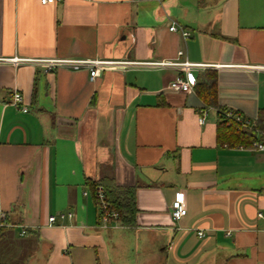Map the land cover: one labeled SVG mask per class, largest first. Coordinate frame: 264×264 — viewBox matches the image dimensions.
Returning a JSON list of instances; mask_svg holds the SVG:
<instances>
[{"label": "crops", "instance_id": "0c3cea01", "mask_svg": "<svg viewBox=\"0 0 264 264\" xmlns=\"http://www.w3.org/2000/svg\"><path fill=\"white\" fill-rule=\"evenodd\" d=\"M12 57L214 66L181 92L171 67L0 61V264H264V150L217 141L232 110L264 145V0H0ZM98 181L134 188L130 222L100 225Z\"/></svg>", "mask_w": 264, "mask_h": 264}, {"label": "built area", "instance_id": "2783aa9c", "mask_svg": "<svg viewBox=\"0 0 264 264\" xmlns=\"http://www.w3.org/2000/svg\"><path fill=\"white\" fill-rule=\"evenodd\" d=\"M53 1L59 0H40L42 4H47ZM170 31H179L183 39L189 37V32L184 30L182 27L178 26L176 22L172 21L168 28ZM183 54L182 51L178 52V56ZM2 62H10L14 65H17L22 62L31 61L35 64L42 65L46 71H49L54 65L59 63H72L85 65L89 67L90 79L93 80L98 70L108 69V68H126L133 66H151L155 68H176L180 69L182 73L175 76L168 84V87L171 90L181 91V92H190L193 90L196 79L192 74L191 70L193 69H204L205 67H211L214 65L204 64V63H192L187 60H173V61H129V60H111V59H51V58H38L34 60H28L24 58L12 57V58H0ZM260 68V66H254ZM11 103L13 105H22L21 108L23 111H27V107L23 106V95L18 90L14 89L12 92ZM222 116L232 122H235L238 126L252 130L254 132L258 131L254 122L242 116L240 113L232 110H223ZM204 121V114L198 117V122L202 123ZM240 148L242 146H239ZM250 148H256L258 150H264V145L259 143L258 140H254ZM84 194H87L85 191ZM96 200L97 208L99 211V220L100 225L103 227L115 226L118 221V213L115 210L109 208L107 203L103 188L101 185H98L96 188ZM187 212V209L184 205V197L182 191H177L175 198L171 204V217L173 220H177L180 217L184 216ZM69 217L71 213L67 214ZM65 214H60V217L63 218ZM55 220V216L51 215L48 218L49 223H52ZM7 212L0 206V234L1 231L9 227ZM25 230H21V234H24ZM198 236H203L201 230L197 231Z\"/></svg>", "mask_w": 264, "mask_h": 264}, {"label": "trees", "instance_id": "16d2710c", "mask_svg": "<svg viewBox=\"0 0 264 264\" xmlns=\"http://www.w3.org/2000/svg\"><path fill=\"white\" fill-rule=\"evenodd\" d=\"M254 140H258L254 131L242 128L235 122H229V120L222 117L217 123V141L220 144H225L230 147L237 145L250 147ZM89 184L92 187V194L95 200L96 188L98 185H101L109 208L118 213V220L130 222V206L135 201L134 188H118L114 191L103 181L91 182Z\"/></svg>", "mask_w": 264, "mask_h": 264}]
</instances>
